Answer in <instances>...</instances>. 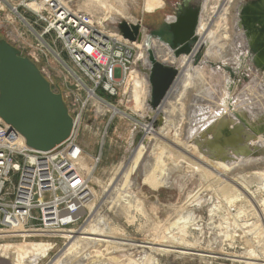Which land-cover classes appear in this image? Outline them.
<instances>
[{
	"label": "rangeland",
	"instance_id": "374dc122",
	"mask_svg": "<svg viewBox=\"0 0 264 264\" xmlns=\"http://www.w3.org/2000/svg\"><path fill=\"white\" fill-rule=\"evenodd\" d=\"M69 1L71 8L108 21L111 29L119 28L122 23L126 24V22L133 24L128 18L143 19V27L149 36L161 38L166 44L171 45L173 37L169 27L170 19L176 18L178 8L183 6L187 0H164L165 7L153 14L144 11L146 0H105L107 5L113 9L108 15L105 7L98 4L87 3L86 0ZM254 1L257 0H242L241 2L247 4ZM190 4L199 11L198 28L203 17L205 0H190ZM115 11L121 14H116ZM233 23L232 21L231 24ZM1 24L0 20V39H7L11 28H2ZM235 33L237 38L238 33L236 31ZM242 39L243 49L241 48L239 55L242 63L240 61L241 64L232 65L228 64L225 58H219L217 55L204 60L205 47L196 50L200 41V37L196 35V39L189 43L190 53L178 56L190 55L194 52L193 67L199 69L195 77L196 86L172 100L177 104L173 105L174 111L171 108L170 111L173 112L169 116L161 115L164 120L163 125L166 124L163 129L168 128L170 136L175 132L176 135L182 132L184 138H189L187 135H189L190 126L187 124V117L193 110L194 100L211 95L213 106L218 108L219 113L224 111L231 117L242 119L245 131L251 132L253 136L248 145L256 152L252 157H245L249 161L228 164L233 173L230 174L231 176L228 175L227 179L237 187L236 195H233L235 191L232 193L230 189H226L224 193V181H213L205 173L194 171L192 168L181 169L180 164L184 159L179 156L181 152L168 154L167 150H156L151 153L155 140L151 138L149 144H145L146 140L143 141V139L147 137L146 134L141 136L140 140V137L134 133L131 140V131L124 120L118 119L122 122L121 129L117 132L118 136L116 132V136L112 135L114 125L106 129L105 124L98 123L96 127H93L96 123L90 124L93 130L90 131L87 128L82 132L79 138L80 145L83 147L85 137L92 132L96 138L94 144L97 151H100L101 136L108 131L106 142L114 138L111 149L117 152V156L111 160L107 159L104 162L101 160L95 169L92 190L96 192L97 199L105 192V188L112 189L116 186L126 170L127 173L133 174V179L136 180L134 186L141 188L140 218L126 219L128 210L125 209L118 217H114L115 221L112 225L110 218H107L108 209H110V205L107 204L102 214L103 219L109 222L110 229L114 227L112 228L114 231L111 230L113 231L112 236L133 241L140 244L141 248L137 251L106 249L108 252L102 251L99 256H92L88 260L84 259L82 254H78L77 258L75 255H70L69 258L73 257V260L66 264H245V261H249L246 259L251 257L250 255L256 256V263H264L262 261L264 260V66L258 60L259 47L254 43L252 45L247 37ZM204 102L210 105L209 102ZM219 104L223 105L219 106ZM148 108V103L147 106L141 107V118L150 124L154 122L153 129L158 130L159 126L155 122L159 120V117L155 120L150 118ZM160 130L158 132H162ZM94 144L91 142L92 148H95ZM108 146H110L109 142L106 147ZM249 151L252 152V150ZM261 177L263 180H260ZM155 178H159V182L154 181ZM233 188L235 189L234 186ZM230 199L234 204L228 202ZM186 210L198 217L196 222L199 230L192 231L188 238V243H192L194 251L188 255H182L177 252L167 254L155 250V248L160 249V246L168 240L166 239L169 236L167 227L170 221ZM91 219L92 216L81 227V231L87 228ZM224 234L229 235L225 238ZM68 245L70 244L61 248L60 252L56 251V255L52 254L49 264L62 257ZM94 251H92L93 255ZM201 253L205 256H198ZM0 264L12 263L0 257Z\"/></svg>",
	"mask_w": 264,
	"mask_h": 264
},
{
	"label": "built area",
	"instance_id": "2783aa9c",
	"mask_svg": "<svg viewBox=\"0 0 264 264\" xmlns=\"http://www.w3.org/2000/svg\"><path fill=\"white\" fill-rule=\"evenodd\" d=\"M0 20L2 28H11L7 41L38 66L52 91L62 95L73 120L65 142L38 152L0 118V257L12 264H49L52 254L81 236V227L91 216L90 224L109 226L102 216L107 204L112 225L125 209L134 220L141 217L140 211L129 208L140 204L141 188H118L120 182L89 208L91 181L83 161L89 157L94 174L101 153L87 154L79 138L87 128L93 130L90 124L109 129L117 119L128 122L140 140L148 135L154 122H146L141 109H134L131 74L140 84L141 75L145 76L150 84L152 65L139 64L141 47L135 43L142 41L141 34L139 40L130 41L118 28L111 29L108 21L74 10L63 0H0ZM136 21L143 25V19ZM154 42L170 45L151 36L147 52L150 49L156 59ZM107 136L108 131L101 136V150ZM31 242H50L51 251L45 257L25 258L19 250ZM131 243L121 250L141 248ZM84 246L80 244L79 250Z\"/></svg>",
	"mask_w": 264,
	"mask_h": 264
},
{
	"label": "bare ground",
	"instance_id": "6f19581e",
	"mask_svg": "<svg viewBox=\"0 0 264 264\" xmlns=\"http://www.w3.org/2000/svg\"><path fill=\"white\" fill-rule=\"evenodd\" d=\"M63 1L67 4L71 3L69 0ZM86 1L87 3L98 4L105 7V9L108 11L107 15L111 10L113 11V9L109 5H107L108 3L105 2V0ZM241 1L242 0H205L204 10L202 14L203 17L195 32V38L196 34L200 37V41L199 44L197 43L198 47L196 50H199L201 47H205L204 60H207L212 55L213 57L217 55L219 58H225L228 64H241L242 60H239V55L242 48L241 39L243 37H247L248 41L251 42L252 45L254 43L259 47L258 60L261 61V63H263L262 65L264 66V0H257L254 2H249L247 4H244ZM164 6V0H146L144 4V11L146 13L153 14L156 13L158 9L162 10ZM235 10L236 13H234ZM115 12L116 14H121V12L119 11ZM172 19L173 18L170 19V23L173 22ZM128 20L132 21L133 24L127 22L126 24L130 27L136 26L139 29V34L143 36L142 41L135 43L137 46L141 47V57L139 59V64L141 63L146 67H149L151 65V62L149 61V54L147 52L146 46L149 45L151 36L148 35L143 25L141 26L137 23L136 19L134 20L128 18ZM232 21L234 22L233 25L231 24ZM235 31L238 33L237 38L235 37ZM243 40L244 39H242V41ZM170 48V46H165L164 44L156 42L153 43V50L155 52L156 60L164 65L173 67L179 73V77L170 90L168 96L166 97L160 111L154 112L152 109H150L149 106L148 110L150 112L148 116L150 118H153V120H155V118H158L160 114L164 116L166 115V117L169 116V114L174 111L173 105L177 104V102L173 103L172 100L177 99L181 95L185 94L186 91L196 86L195 77L196 75H198L199 69L193 67L194 52H192L190 55L177 57L175 55V52L172 49L170 50ZM131 75L133 76L134 82V88L132 89L134 109L139 110L142 106H147V103L149 104L151 100L150 84L145 76L141 75L140 84L136 79L134 73H132ZM197 86L199 87V84ZM226 97L229 96L226 95ZM194 101L195 102L192 108L193 110L188 114L187 117V124H189L190 126L189 135L187 136H189L191 140H189L188 137H185L186 142H184L185 138L182 132L178 135H176L175 132L170 136L169 129H163V127L166 125L164 124L162 127H159L162 132H158L159 129H149L147 133L148 135L144 139V141L146 140L145 144H149V141L151 140V138H153L155 140V146H153V150L151 151V153L155 152L156 150H167L168 154H179L181 152L179 156H181V159L184 158L183 162H181L180 164L181 169L186 170L192 168L194 169V171L197 170L199 172H202L203 174L205 173L213 181H224V193L226 189H230L232 193L233 191H235L233 195H236V192L238 190L237 187L233 185L234 183H230L229 179H227V176H231L230 174L233 173L231 169H229L230 167L228 166V164L231 165L232 163L234 164V162H244L248 160V158L245 157L253 156L256 151L254 152V150L251 149L248 145L252 141V133L249 131H245L244 124H242L241 118L240 120H238V118H236L235 116L231 117L224 111L223 113H221L222 111L219 113L218 108L213 106L214 103L212 102L211 95H206L203 98H197ZM204 101L209 102L210 105L206 104ZM220 105L222 106L223 104H219V106ZM171 108L173 111H170ZM241 114L244 113L241 112ZM167 137H169V139H167ZM139 146L142 147V145ZM249 150H252V152ZM83 168L84 170H86V176L91 181L90 188L92 194V204L89 208L92 209L97 199V195L96 192L92 190L94 185V183L92 182V178L94 174L92 172V162L88 156L83 161ZM260 180H263V178L261 177ZM154 181L159 182V178H155ZM119 182L120 183L118 188L130 187L136 184V180L133 179V174L130 172L127 173V170L123 174ZM233 186L235 187V189L233 188ZM110 190L111 188H105V192H109ZM228 202L234 204L231 199L228 200ZM139 205L140 204H132V206H130L129 208H131L133 211H140ZM130 217L132 218V220H134L132 214H128L126 216L127 219H129ZM197 218L198 217L188 212L187 210L183 214L177 215V217L172 219V221H170V223L168 224L167 230L169 236H167L166 238L168 240L164 242L165 244H167L163 245V243L162 246H160V249L155 248V250L166 252L167 254L177 252L182 255H188L192 253L194 251V247L191 245L192 243H188V238L192 231L199 230L197 229ZM98 221L99 223L103 222V220ZM112 228L110 229V227L106 226L105 224L97 226L91 223L83 231L81 236H78L73 242L69 243L70 245H68V247L65 249L62 257L54 261V263L52 264H66V262L73 260V257L69 258L70 255H75V258H77L78 254H82L81 256L84 259L88 260L92 258V256H99V253H101L102 251L108 252L106 249L116 248L117 250H121L122 246H133L130 245L132 244L130 240L119 239L112 236L111 233L114 231ZM111 230L113 231L111 232ZM228 235L224 234L225 238H227ZM80 244L85 245L83 247L84 249L79 250ZM51 248L52 244L50 242H31L28 245L21 247L19 252L23 257H28L31 259L36 256L45 257L47 253L51 251ZM87 248L95 249L94 255L93 252L88 253ZM198 256L205 255L201 253L198 254ZM250 256L251 257H248L246 259L249 261H245V264H258L255 262L257 261V259H255L256 256ZM262 261L264 262V260Z\"/></svg>",
	"mask_w": 264,
	"mask_h": 264
},
{
	"label": "water",
	"instance_id": "95a60500",
	"mask_svg": "<svg viewBox=\"0 0 264 264\" xmlns=\"http://www.w3.org/2000/svg\"><path fill=\"white\" fill-rule=\"evenodd\" d=\"M185 9L169 25L173 37L171 49L178 57L189 54V43L195 40L199 11ZM126 39L139 40V29L122 23L118 28ZM151 69V100L154 112L160 111L166 97L179 77L173 67L158 62L148 49ZM0 118L18 132L29 149L49 152L65 142L73 130V120L61 94L52 91L50 83L38 66L7 39H0ZM159 127L161 114L155 122Z\"/></svg>",
	"mask_w": 264,
	"mask_h": 264
},
{
	"label": "crops",
	"instance_id": "0c3cea01",
	"mask_svg": "<svg viewBox=\"0 0 264 264\" xmlns=\"http://www.w3.org/2000/svg\"><path fill=\"white\" fill-rule=\"evenodd\" d=\"M117 120H114V122H113V125L115 126L114 132L112 133L113 136H116L118 130L121 129V123L122 122L120 120H118V122H116ZM97 125H99V124L98 123H96L95 125L93 124V127H96ZM124 125L126 126V124H124ZM127 125H128V128L131 131V133H130V139L132 140V138H133L132 137L133 136V128H132V126L128 122H127ZM115 132H116V134H115ZM117 136H118V134H117ZM95 139L96 138L94 137V135L92 134V132H90V135H87L85 137V142H83L82 144H83V148L87 152V154H89L90 156H96V155H99L101 153V160H103V162H104V160H107V159L108 160H111L112 158H114L115 156H117L116 150H113L112 151V149H111V146H112L111 144L114 141L113 140L114 138H112L111 140L108 141L110 143V146H108V147H106V145H107L108 142H105L104 148H103L102 152H100L99 150L97 151V148H96V146L94 144ZM91 142L94 144V147L95 148H92Z\"/></svg>",
	"mask_w": 264,
	"mask_h": 264
},
{
	"label": "flooded vegetation",
	"instance_id": "af4514ba",
	"mask_svg": "<svg viewBox=\"0 0 264 264\" xmlns=\"http://www.w3.org/2000/svg\"><path fill=\"white\" fill-rule=\"evenodd\" d=\"M164 4H165V2H164ZM185 4H187L186 6V9L188 8L189 10H191V11H195V10H197V9H195L194 7H192V5L190 4V0H187L185 3H184V5L183 6H181L180 8H178V10H177V12H176V18L175 19H172L173 20V22H171V23H174L176 20H177V18H179V16H180V13L182 12V11H184V9H185ZM165 7V6H164ZM163 9V8H162ZM170 23V24H171ZM197 35V34H196ZM170 50H171V48H170Z\"/></svg>",
	"mask_w": 264,
	"mask_h": 264
}]
</instances>
